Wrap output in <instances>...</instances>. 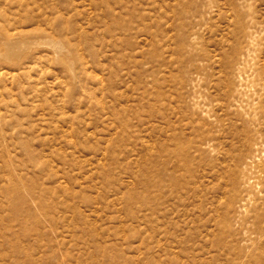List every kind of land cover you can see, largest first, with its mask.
<instances>
[{
  "label": "rangeland",
  "instance_id": "rangeland-1",
  "mask_svg": "<svg viewBox=\"0 0 264 264\" xmlns=\"http://www.w3.org/2000/svg\"><path fill=\"white\" fill-rule=\"evenodd\" d=\"M0 264H264V0H0Z\"/></svg>",
  "mask_w": 264,
  "mask_h": 264
}]
</instances>
